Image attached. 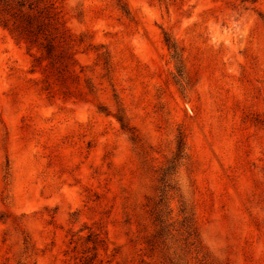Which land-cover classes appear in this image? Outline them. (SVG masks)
I'll return each instance as SVG.
<instances>
[{
	"label": "rangeland",
	"instance_id": "1",
	"mask_svg": "<svg viewBox=\"0 0 264 264\" xmlns=\"http://www.w3.org/2000/svg\"><path fill=\"white\" fill-rule=\"evenodd\" d=\"M1 20L0 264H264V0H0Z\"/></svg>",
	"mask_w": 264,
	"mask_h": 264
},
{
	"label": "trees",
	"instance_id": "2",
	"mask_svg": "<svg viewBox=\"0 0 264 264\" xmlns=\"http://www.w3.org/2000/svg\"><path fill=\"white\" fill-rule=\"evenodd\" d=\"M255 1V0H252ZM2 24L6 26V23L1 20ZM12 30V29H11ZM42 30V27L40 25L31 26L28 25L24 28L25 35L31 36L33 35V32H40ZM34 33V34H35ZM53 40L45 38L44 42L41 43V46L45 49L46 53L50 54V52L53 49ZM165 43L168 47V49L171 51V56L175 58L177 63L178 72L181 74V54L180 50L177 46V44L171 40L170 37H165ZM118 121L120 122L122 128L126 127L125 123L123 122V119L121 116L117 117ZM185 136L182 132H179L176 140V146H175V152L172 155V157L167 160V164L165 167L161 168V182L162 186L159 187V198L158 200H151L150 204V214L153 218V221L155 223V230L154 233H152L146 240L148 245L152 248H156L157 245H159L162 242V238L168 231V227L171 225V223L167 222V211L165 210L167 208L166 204V197H165V191L166 187L169 186L167 182H169L170 176L173 175L175 172V168L178 164V161L183 158L184 155V148H185ZM182 215L181 223H180V229H183V232L185 233V238L190 240L191 244L197 245V229L196 226L192 220V216L186 214L185 209L180 210ZM169 213V212H168ZM170 229V228H169ZM91 236V234L89 235ZM93 243L96 245H102L104 242L102 239H99L98 237H95L93 240ZM84 264H90L89 261H86Z\"/></svg>",
	"mask_w": 264,
	"mask_h": 264
}]
</instances>
